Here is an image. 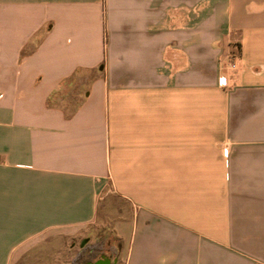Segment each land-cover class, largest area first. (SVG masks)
<instances>
[{
  "label": "crops",
  "instance_id": "obj_1",
  "mask_svg": "<svg viewBox=\"0 0 264 264\" xmlns=\"http://www.w3.org/2000/svg\"><path fill=\"white\" fill-rule=\"evenodd\" d=\"M100 209L124 264H264V0H0V264Z\"/></svg>",
  "mask_w": 264,
  "mask_h": 264
},
{
  "label": "rangeland",
  "instance_id": "obj_2",
  "mask_svg": "<svg viewBox=\"0 0 264 264\" xmlns=\"http://www.w3.org/2000/svg\"><path fill=\"white\" fill-rule=\"evenodd\" d=\"M110 224L109 220L104 219L100 209L96 221L87 234L88 241L82 248L80 247L81 239L70 240L61 236H53L34 245L14 264H74L80 250L93 245L99 236H106L110 240L115 238ZM113 244L116 245L115 242ZM101 256L108 257L111 261L116 259V264L123 262L119 254L115 256L114 252L108 248L100 254L98 259Z\"/></svg>",
  "mask_w": 264,
  "mask_h": 264
},
{
  "label": "trees",
  "instance_id": "obj_3",
  "mask_svg": "<svg viewBox=\"0 0 264 264\" xmlns=\"http://www.w3.org/2000/svg\"><path fill=\"white\" fill-rule=\"evenodd\" d=\"M114 242L116 245L113 244ZM106 248H108L110 251H113L115 256L119 254V243L116 237L113 240H110L106 238V236H99L93 245L80 250L73 263L86 264L88 262H93L98 259L100 254H102ZM118 264L124 263L121 262Z\"/></svg>",
  "mask_w": 264,
  "mask_h": 264
},
{
  "label": "water",
  "instance_id": "obj_4",
  "mask_svg": "<svg viewBox=\"0 0 264 264\" xmlns=\"http://www.w3.org/2000/svg\"><path fill=\"white\" fill-rule=\"evenodd\" d=\"M88 239H83L80 242V247L82 248L86 243H87ZM117 260L114 259L113 261H111L110 258L105 257V256H101L99 259L93 261V262H88L86 264H116Z\"/></svg>",
  "mask_w": 264,
  "mask_h": 264
}]
</instances>
